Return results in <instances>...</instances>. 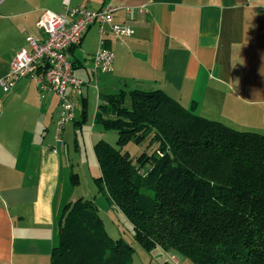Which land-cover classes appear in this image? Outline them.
<instances>
[{"label":"crops","instance_id":"0c3cea01","mask_svg":"<svg viewBox=\"0 0 264 264\" xmlns=\"http://www.w3.org/2000/svg\"><path fill=\"white\" fill-rule=\"evenodd\" d=\"M63 1L0 0V78L16 52L26 47L27 36L45 38L37 22L46 11L61 12ZM67 3L91 10L120 6L114 22L134 32L124 38L105 36L103 47L113 53L108 73L91 74L89 69L99 46L98 24L68 49L73 75L87 85L81 95L67 91L79 107L74 121L62 128L54 91L41 90L30 77L20 78L8 92L0 86V264H49L56 221L64 204L75 200L64 197L60 187L58 146L67 147L65 136L78 126L84 110L86 117L92 107L94 117L99 94L160 89L185 107L195 103L201 116L264 134V0ZM104 134L93 120L86 137L90 147Z\"/></svg>","mask_w":264,"mask_h":264},{"label":"trees","instance_id":"16d2710c","mask_svg":"<svg viewBox=\"0 0 264 264\" xmlns=\"http://www.w3.org/2000/svg\"><path fill=\"white\" fill-rule=\"evenodd\" d=\"M195 107L160 89L99 94L94 122L116 131L117 145H93L97 192L147 250H173L193 264H264V134L233 129ZM146 139L151 152L133 160L122 151ZM56 225L49 264H131L132 245L109 236L94 196L64 204Z\"/></svg>","mask_w":264,"mask_h":264},{"label":"built area","instance_id":"2783aa9c","mask_svg":"<svg viewBox=\"0 0 264 264\" xmlns=\"http://www.w3.org/2000/svg\"><path fill=\"white\" fill-rule=\"evenodd\" d=\"M63 10L59 13L46 11L37 26L45 34L41 41L32 36L25 38L26 47L20 48L10 62L8 71L0 78V86L8 92L23 77L36 81L41 90H51L59 99L60 113L57 125L62 128L74 120L75 103L70 99L68 90L82 94L84 82L74 76L67 51L80 44L84 34L93 24H98L99 46L91 55L90 72L108 73L113 68V53L103 47L104 38L112 33L118 38L129 37L133 29L113 20V14L120 6L103 5L97 10L83 6H69L63 1Z\"/></svg>","mask_w":264,"mask_h":264},{"label":"rangeland","instance_id":"374dc122","mask_svg":"<svg viewBox=\"0 0 264 264\" xmlns=\"http://www.w3.org/2000/svg\"><path fill=\"white\" fill-rule=\"evenodd\" d=\"M97 73L101 74L100 72ZM89 90L92 93L96 91L92 87ZM93 97H90L91 105L94 104L92 102ZM77 106L75 116L78 110ZM92 111V107L86 110L85 120L80 122L78 126L76 125L75 128L73 127L69 134L65 136L67 138V147L58 146L63 167L60 187H64V190H62L64 197L68 196V198L76 199L80 196H84V198H92L94 196L99 215L103 219L105 229L109 236L113 239L122 238L132 245L134 251L131 264H193L190 259L173 250L166 251L158 246L152 247L149 250L144 248L134 239V230L124 214L114 205H111L102 193L97 192L94 178L98 176L97 174L100 171L94 150L90 147L88 139L86 138L89 133V127L94 120ZM103 131L105 133L103 140L115 147L117 145L116 131ZM147 140L139 144L129 141L122 146V151L128 152L130 158L135 160L142 152L149 153L153 149L152 146H147ZM71 175H76L75 182L71 181ZM144 192L149 193L145 190Z\"/></svg>","mask_w":264,"mask_h":264}]
</instances>
